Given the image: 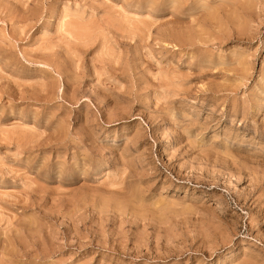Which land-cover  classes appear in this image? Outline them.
I'll return each mask as SVG.
<instances>
[{"label":"rangeland","instance_id":"374dc122","mask_svg":"<svg viewBox=\"0 0 264 264\" xmlns=\"http://www.w3.org/2000/svg\"><path fill=\"white\" fill-rule=\"evenodd\" d=\"M0 264H264V0H0Z\"/></svg>","mask_w":264,"mask_h":264},{"label":"bare ground","instance_id":"6f19581e","mask_svg":"<svg viewBox=\"0 0 264 264\" xmlns=\"http://www.w3.org/2000/svg\"><path fill=\"white\" fill-rule=\"evenodd\" d=\"M186 191V190H185Z\"/></svg>","mask_w":264,"mask_h":264}]
</instances>
